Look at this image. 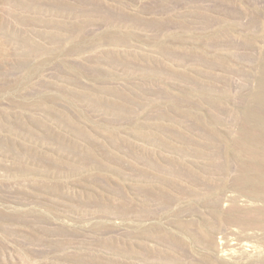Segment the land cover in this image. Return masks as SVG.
Here are the masks:
<instances>
[{
    "label": "rangeland",
    "instance_id": "1",
    "mask_svg": "<svg viewBox=\"0 0 264 264\" xmlns=\"http://www.w3.org/2000/svg\"><path fill=\"white\" fill-rule=\"evenodd\" d=\"M0 264H264V0H0Z\"/></svg>",
    "mask_w": 264,
    "mask_h": 264
}]
</instances>
